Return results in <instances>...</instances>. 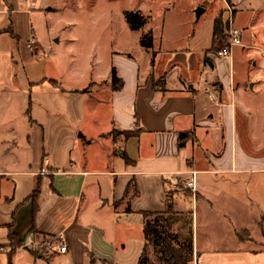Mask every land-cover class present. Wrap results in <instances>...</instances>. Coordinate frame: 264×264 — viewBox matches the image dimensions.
I'll list each match as a JSON object with an SVG mask.
<instances>
[{
	"label": "crops",
	"instance_id": "crops-1",
	"mask_svg": "<svg viewBox=\"0 0 264 264\" xmlns=\"http://www.w3.org/2000/svg\"><path fill=\"white\" fill-rule=\"evenodd\" d=\"M79 1L0 0V262L130 264L136 251L137 264L144 223L162 214L191 219L189 264H264V75L244 78L264 62L244 57L251 41L216 57L227 24L213 36L219 12L199 48L192 13L165 35L162 22L156 38L147 14L150 48L110 46L102 70L66 78L73 60L53 63V44L103 34L76 19ZM222 1L238 27L235 3ZM65 11L75 20L57 23ZM101 56L85 53V63L100 69ZM9 114H26L27 124L8 134ZM181 132L191 134L179 146ZM9 232L21 243L14 250ZM51 239L66 251L42 246Z\"/></svg>",
	"mask_w": 264,
	"mask_h": 264
},
{
	"label": "rangeland",
	"instance_id": "rangeland-1",
	"mask_svg": "<svg viewBox=\"0 0 264 264\" xmlns=\"http://www.w3.org/2000/svg\"><path fill=\"white\" fill-rule=\"evenodd\" d=\"M233 2L235 3L234 8L236 9L235 23L241 29V42L249 43L251 41L250 46H246L243 49L244 57L249 60V62L250 60L257 58L264 62V56L261 55V52L264 50L262 48L264 46V0H233ZM193 3L196 4L193 6ZM78 5V18L73 16L75 14H73L72 11H65L64 15L62 14L61 17H59V15L55 16L57 23L59 20L63 23L66 18L73 20H75V18L77 20L82 18V27L90 31L98 30L101 32V30H103V34L89 32L87 35L84 34L81 36L80 32L76 31L75 36L79 40L74 43L73 46L65 45V42L53 44V55H50L52 62L53 57H55V60L61 59L63 62V60L70 61L69 56H71L73 60L72 67L69 66V68H67L68 71L67 69L65 70V68L61 71L66 78L69 76V72L73 71V69H77V71L84 73L86 76L91 73H94L95 75L98 70H102L105 65L104 62L108 57L109 51L107 48L110 46L117 45L118 48L124 47L127 50L136 53L139 51L141 48L140 39L145 32L143 31L144 28L138 30L128 28L125 23L123 11L139 12L144 17L147 16V14L150 15L149 24L151 23V25H155V28H158L155 31V38L159 36V26L162 22L165 24V30L163 31L165 35L167 33V23L169 24L170 29H175L178 25L183 23L187 12H190L192 13L193 24L197 28L194 35V41H191V43L193 45L196 44L199 48L209 42L212 20L216 13L219 12L218 15L221 16V19L227 21L229 18V10H231L232 26L239 31L240 36V30L234 24L233 13L235 11H233L230 4L225 6L222 0H80ZM199 5L203 6V8L205 7V12H203L197 20L195 9ZM58 25L59 24H56V26ZM224 25L226 29L223 33L222 40L219 42L220 46L216 47L215 50L226 44L228 40L227 31L229 29V23ZM171 33L173 37L176 36L175 31H171ZM256 47L260 48L254 49ZM67 48H72L73 51L70 50V52H68ZM208 49L209 48H207V52L210 53ZM85 53H88V57L92 54L93 58H96L99 53L102 55L100 58L101 63L103 64L99 66L100 69H98L97 65L90 66L89 64L88 66V62L85 63ZM56 64L58 66L61 63L56 62ZM262 75H264V69L259 70L258 68H251L249 69V72H246L244 69V78H247V76L260 77ZM77 83L80 85L82 80H77ZM24 99L27 101L26 97ZM256 100L258 101V104L261 101H264V89L261 93L257 94ZM14 102L15 101L12 100L10 104ZM13 107H15V105ZM13 107L10 105L8 106V108ZM5 119L8 125L7 133L9 134L11 131L10 129L13 128L10 124H16L18 128L19 126H22L21 124H27L28 116L26 114L10 116L9 114L5 116ZM73 155L77 156V153H74ZM55 244H57V242L51 239L49 243H43L42 246H45L48 248V251L52 252L53 250L50 249L49 246ZM30 248L37 253L40 252L39 249L36 250L38 244L35 243V239L34 242L30 244ZM41 248L44 247H40V249ZM129 253L130 254H126L125 260L130 264H136V251ZM146 254L150 263L158 264L156 252L151 245L146 247ZM0 264H6V262L2 261Z\"/></svg>",
	"mask_w": 264,
	"mask_h": 264
},
{
	"label": "trees",
	"instance_id": "trees-1",
	"mask_svg": "<svg viewBox=\"0 0 264 264\" xmlns=\"http://www.w3.org/2000/svg\"><path fill=\"white\" fill-rule=\"evenodd\" d=\"M228 4L230 0H225ZM124 17L129 28L132 30L140 29L145 18L139 12L124 11ZM223 29L221 16L218 15L213 22V36H220ZM152 32L147 30L140 39V44L144 48L152 46ZM111 84L114 89L121 87V79L117 76L113 67L111 70ZM128 136L129 131H115ZM191 132H181L178 135L179 146L184 145ZM37 191L33 192L36 195ZM175 228V229H173ZM145 246L143 252L139 256L137 264H153L149 262L146 254V247L151 245L157 255L158 264H189L192 260V238H191V219L158 214L144 223ZM12 250L21 243L11 232L8 234ZM12 253V251H11ZM11 254L9 255V264Z\"/></svg>",
	"mask_w": 264,
	"mask_h": 264
},
{
	"label": "built area",
	"instance_id": "built-area-1",
	"mask_svg": "<svg viewBox=\"0 0 264 264\" xmlns=\"http://www.w3.org/2000/svg\"><path fill=\"white\" fill-rule=\"evenodd\" d=\"M227 23H229V29L227 31V42L222 47L215 50V56L216 57H228L231 58L232 56V48L235 46L241 45V38L239 36V31L232 26V16H231V10H229V18L227 20ZM261 55L264 56V50L261 52ZM189 185L193 186V181L189 182ZM29 244L34 242V235L33 233L29 234L28 237ZM50 249L56 252L63 253L66 251V245L64 244L63 240L57 241V244L53 246H49Z\"/></svg>",
	"mask_w": 264,
	"mask_h": 264
},
{
	"label": "water",
	"instance_id": "water-1",
	"mask_svg": "<svg viewBox=\"0 0 264 264\" xmlns=\"http://www.w3.org/2000/svg\"><path fill=\"white\" fill-rule=\"evenodd\" d=\"M204 11V8H202L201 6H198L196 9H195V16L196 18H199V16L201 15V13Z\"/></svg>",
	"mask_w": 264,
	"mask_h": 264
}]
</instances>
